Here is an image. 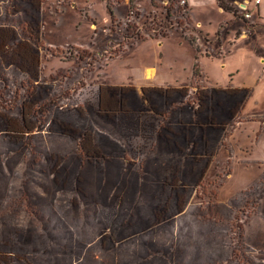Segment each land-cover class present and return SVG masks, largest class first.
<instances>
[{"label": "rangeland", "instance_id": "rangeland-1", "mask_svg": "<svg viewBox=\"0 0 264 264\" xmlns=\"http://www.w3.org/2000/svg\"><path fill=\"white\" fill-rule=\"evenodd\" d=\"M214 2L208 37L186 0H0V264H264V19L227 0L223 49Z\"/></svg>", "mask_w": 264, "mask_h": 264}, {"label": "crops", "instance_id": "crops-1", "mask_svg": "<svg viewBox=\"0 0 264 264\" xmlns=\"http://www.w3.org/2000/svg\"><path fill=\"white\" fill-rule=\"evenodd\" d=\"M206 1L207 2L211 1L213 3L214 1H217V0H186V4L189 6L187 8H189V11L191 13V17H192V21H193L194 26L196 28H201L204 31V33L209 37L210 36V31H209V27H207L209 25H207V24L204 25L202 22H200V20L197 17V13H196L198 11L197 5L198 4L201 5L204 2H206ZM228 1L230 3H232V4H237L236 6H238V4L243 3L246 0H228ZM214 3L218 4V1L214 2ZM250 3H247V7L246 8H247V11L250 13L251 17L249 19H247L248 21L247 20L246 21L248 22V24H253L254 25L253 28H251V30H252V29H255L259 24H262L261 20L264 19V0H259L258 3H256V0H253L252 5H250ZM218 7L220 8L219 9L220 11H225V12L230 14V15H226V17L223 18V21L220 22L216 26V28H213V31L215 32L217 29L222 28L223 25H225L223 27V29H225V30H223V32H222V39H221V42L223 44V45L221 44V48L224 49V48L228 47V46H225L226 42L236 43L237 39H240V40L242 39L243 40V37H242L241 33H239L238 36L235 35L236 37L233 36V38H231L230 36H231V34L233 32H236L238 29H241L242 30L241 32L243 33L246 28H244V27L241 28L239 25L234 24V21H236L237 19L236 20L234 19L232 12L221 8L219 6V4H218ZM211 10H213V6L211 7ZM214 10L217 11V7ZM104 19H106V18H104ZM247 22H246V24H247ZM244 23H245V21L243 22V26L245 25ZM229 25H232V26L230 27ZM224 35H226V37ZM246 35H248V34H246ZM228 36H229V38L227 39ZM234 37H235V39H234ZM254 41L255 42L252 45H250L251 43H248V42L245 43V41H243L244 45H242V46H247L248 48L253 47L256 51H258L259 49L264 51V45L262 43H260L259 40H257V39H255ZM259 44H260V46H259ZM239 45L241 46V43H239L238 46ZM202 51L203 50H199L198 53H197V62H199L201 64V66H202L201 72L203 74H205L206 76L208 75L210 77V74L207 71V65H208L209 61H205V60H210L212 58L207 56L204 53V51L203 52ZM229 51L230 50H228V52ZM193 57H194V55H193ZM208 58H210V59H208ZM218 60H220V59H218ZM212 61L213 60H210V62H212ZM229 62H230V64H229ZM220 63H222L225 67H226V65H229V68L226 70L228 72V76H226V73H225V78H226V81L228 79V81L230 80V82H233L234 75L239 73V71H240L239 66L237 65L235 67V69L231 68L232 67V62L228 61L227 59H221ZM210 73H212V72H210ZM153 75H154L153 69H147L146 70V76L147 77H151ZM212 77H216V76H212ZM245 77H247L248 80L251 81V82H249L246 79L244 80V83H240V84H236V83L232 84V83H230L228 81L227 82L224 81L225 83H230L231 86H228V87H213L212 89L213 90H217V91H219V90L220 91H228L229 93L230 92L231 93H235L238 90H244L245 89V90H247V92L249 94L248 100H250V99L251 100H255L256 103H258L260 99L255 97V88L256 87L251 89V91L249 89L250 88L249 84L252 83V78H255L256 74L253 71H248L245 74Z\"/></svg>", "mask_w": 264, "mask_h": 264}, {"label": "flooded vegetation", "instance_id": "flooded-vegetation-1", "mask_svg": "<svg viewBox=\"0 0 264 264\" xmlns=\"http://www.w3.org/2000/svg\"><path fill=\"white\" fill-rule=\"evenodd\" d=\"M37 42H38V39H37ZM37 44H39V43H37ZM110 88H113V87H109V89ZM112 99H114V98H110V99L101 98L100 99L101 102H100V105H99V111L101 113L106 114L108 116V114L114 113L117 110V107L113 106V104H112Z\"/></svg>", "mask_w": 264, "mask_h": 264}, {"label": "built area", "instance_id": "built-area-1", "mask_svg": "<svg viewBox=\"0 0 264 264\" xmlns=\"http://www.w3.org/2000/svg\"><path fill=\"white\" fill-rule=\"evenodd\" d=\"M259 0H256V2H258ZM182 2H184V0H182ZM247 3L248 1H244L243 3L238 4V8L240 9V12H243V18L247 19L250 17V13L247 11Z\"/></svg>", "mask_w": 264, "mask_h": 264}, {"label": "trees", "instance_id": "trees-1", "mask_svg": "<svg viewBox=\"0 0 264 264\" xmlns=\"http://www.w3.org/2000/svg\"><path fill=\"white\" fill-rule=\"evenodd\" d=\"M221 8L234 12L233 8L228 4L227 0H217Z\"/></svg>", "mask_w": 264, "mask_h": 264}]
</instances>
